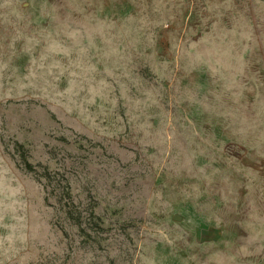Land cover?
Listing matches in <instances>:
<instances>
[{
	"label": "rangeland",
	"instance_id": "rangeland-1",
	"mask_svg": "<svg viewBox=\"0 0 264 264\" xmlns=\"http://www.w3.org/2000/svg\"><path fill=\"white\" fill-rule=\"evenodd\" d=\"M263 204L264 0H0V264H212Z\"/></svg>",
	"mask_w": 264,
	"mask_h": 264
},
{
	"label": "crops",
	"instance_id": "crops-1",
	"mask_svg": "<svg viewBox=\"0 0 264 264\" xmlns=\"http://www.w3.org/2000/svg\"><path fill=\"white\" fill-rule=\"evenodd\" d=\"M259 213V215H258ZM245 228L250 242L244 245L230 244L219 237V256L212 257V264H264V204L257 211ZM216 248V245L214 246Z\"/></svg>",
	"mask_w": 264,
	"mask_h": 264
},
{
	"label": "trees",
	"instance_id": "trees-1",
	"mask_svg": "<svg viewBox=\"0 0 264 264\" xmlns=\"http://www.w3.org/2000/svg\"><path fill=\"white\" fill-rule=\"evenodd\" d=\"M27 166H28V168H30L31 167V164L28 163Z\"/></svg>",
	"mask_w": 264,
	"mask_h": 264
}]
</instances>
